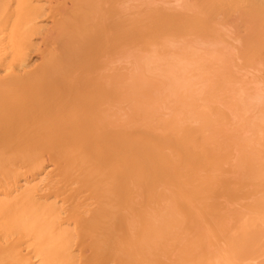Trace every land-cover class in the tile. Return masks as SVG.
<instances>
[{"label": "bare ground", "instance_id": "obj_1", "mask_svg": "<svg viewBox=\"0 0 264 264\" xmlns=\"http://www.w3.org/2000/svg\"><path fill=\"white\" fill-rule=\"evenodd\" d=\"M0 264H264V0H0Z\"/></svg>", "mask_w": 264, "mask_h": 264}, {"label": "rangeland", "instance_id": "obj_2", "mask_svg": "<svg viewBox=\"0 0 264 264\" xmlns=\"http://www.w3.org/2000/svg\"><path fill=\"white\" fill-rule=\"evenodd\" d=\"M252 34H253V33H252ZM34 59L36 60V58H35V57H33V59H32V60H33V61H35Z\"/></svg>", "mask_w": 264, "mask_h": 264}]
</instances>
